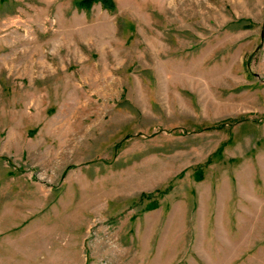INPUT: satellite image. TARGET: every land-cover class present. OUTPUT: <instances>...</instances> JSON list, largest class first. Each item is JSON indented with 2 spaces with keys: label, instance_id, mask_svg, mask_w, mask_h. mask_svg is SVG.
Wrapping results in <instances>:
<instances>
[{
  "label": "rangeland",
  "instance_id": "1",
  "mask_svg": "<svg viewBox=\"0 0 264 264\" xmlns=\"http://www.w3.org/2000/svg\"><path fill=\"white\" fill-rule=\"evenodd\" d=\"M87 1L0 0V264H264V0Z\"/></svg>",
  "mask_w": 264,
  "mask_h": 264
},
{
  "label": "trees",
  "instance_id": "2",
  "mask_svg": "<svg viewBox=\"0 0 264 264\" xmlns=\"http://www.w3.org/2000/svg\"><path fill=\"white\" fill-rule=\"evenodd\" d=\"M102 1V3H104V4H107L108 6H111V4L109 3V1H107V0H101ZM89 1H87V0H84V6H86V7H88L89 5V3H88ZM82 4V3H81Z\"/></svg>",
  "mask_w": 264,
  "mask_h": 264
}]
</instances>
